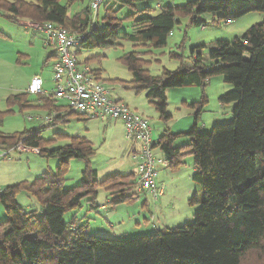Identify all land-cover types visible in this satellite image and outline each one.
Masks as SVG:
<instances>
[{
  "label": "trees",
  "instance_id": "1",
  "mask_svg": "<svg viewBox=\"0 0 264 264\" xmlns=\"http://www.w3.org/2000/svg\"><path fill=\"white\" fill-rule=\"evenodd\" d=\"M143 1L147 0H103L93 9L94 0H0V12L11 22L22 20L26 24L41 25L51 22L74 31L79 36V44L74 49L78 67L88 66L96 80L104 85L101 70L89 66L90 58L80 60V51L97 46L115 47L130 41L133 50L122 58L133 76L128 85L137 93L146 91L149 102L166 122L172 118L167 111V89L204 86L214 75H222L225 82L233 85L220 96L223 104L234 103L230 122L214 125L210 132L199 130V115L208 102L204 95L199 102L188 104L196 108L192 129L180 133L166 129L153 143L175 167L180 165L186 152L193 155V180L202 187L201 195L193 197L201 203L194 222L160 229L150 235L115 239L93 235L86 226L64 221V213L78 207L85 196L97 195L99 184L116 195L114 203L132 200L134 196L120 192L126 186L121 179L136 180V173L116 174L98 182V171L91 166L95 148L87 138L61 134L58 137H67L70 142L49 148L52 139L42 136L43 127L12 134L2 130L5 116L13 112L14 106L22 111L34 107L48 111V125L68 122L75 115L89 117L73 110L65 99L55 97L54 89L48 92L41 77L45 92L34 94L38 96L37 104L28 99L31 94L28 88L7 97L10 108L0 109V147L7 151L19 145L37 149L42 157H58L59 164L54 171L31 182H18L0 190V202L7 212V218L0 221V264H243L254 251H259L263 258L264 20L232 41L217 40L208 52L209 60L197 52L198 46L193 47V66L175 72L165 70L162 76L149 73L147 67L152 60L146 56L150 48L167 45L169 35L180 23V16H191L193 23L200 26L207 22L201 16L216 12L219 16L213 21L228 22L251 11L264 12V0H192L181 6H165L156 15L138 17L148 9L137 8L136 4ZM76 2L84 6L70 13ZM102 4L104 10L100 16ZM114 5L119 7L115 9ZM124 6L134 10L122 13ZM129 17L134 19L128 20ZM129 23L133 25V32L123 33L120 28ZM34 30L43 34L45 45L53 48L51 56L56 55L55 88L54 74L60 53L47 42L44 32ZM0 34L4 35L1 31ZM140 48L147 50L140 51ZM173 56L179 57V54ZM58 100L66 101V106L58 105ZM182 137L189 138V142L176 146L175 142ZM74 158L86 162L82 183L65 188L69 163ZM22 191L38 200L41 212L19 205L16 197Z\"/></svg>",
  "mask_w": 264,
  "mask_h": 264
},
{
  "label": "rangeland",
  "instance_id": "2",
  "mask_svg": "<svg viewBox=\"0 0 264 264\" xmlns=\"http://www.w3.org/2000/svg\"><path fill=\"white\" fill-rule=\"evenodd\" d=\"M107 0H104V2ZM192 0H147L138 2L137 8H148L137 16L156 15L168 5L181 6ZM112 4V3H111ZM84 5L74 3L70 13L78 12ZM119 5H114L118 8ZM103 4L100 16L103 14ZM134 10L131 6H124L122 13ZM112 14L114 9L112 8ZM219 13H206L201 18L206 20L205 25H196L191 16L179 17L180 23L168 37L167 45L160 48H150L147 59L149 73L162 76L165 70L178 71L193 66L194 58L191 49L197 47L204 59H208V52L217 40L232 41L241 36L250 26L264 20V12L251 11L237 19L228 22H217ZM134 19L129 17L128 20ZM19 22H11L5 14L0 12V109L8 110L7 97L23 92L26 81L35 75L41 76L45 82L50 81L48 92L54 89L53 65L45 64L53 48L44 44V36ZM29 27V28H27ZM123 33L133 32V25L129 23L120 28ZM206 45V46H202ZM46 49L49 51L46 53ZM133 50L130 41L118 43L115 47H93L80 51V60L88 61L92 69H100L102 81L111 90L114 98L121 99L129 108L137 110L150 122L153 139L157 140L164 134V128L169 127L172 133L193 127L196 108L188 106L192 102H199L204 95L208 102L199 115L198 128L201 132H210L214 125L230 122L233 119L234 103L223 104L220 96L229 91L233 85L225 82L222 75H214L205 82L204 86L184 85L167 89V111L172 114L170 121L161 119L155 105L146 97V91L137 93L128 85L133 78L132 73L122 61L125 54ZM147 50L146 48L139 49ZM174 53L179 57L173 56ZM56 57L51 56L54 61ZM210 61H208L209 63ZM22 86V87H21ZM45 85V89H46ZM28 99L38 103V96L30 94ZM58 105L66 106L67 102L58 100ZM61 103V104H60ZM13 112L7 113L2 124L5 133H19L26 130L43 127L41 134L45 139H52L49 148H57L70 142L67 137H58L61 134L74 137H85L93 143L95 155L91 158V166L98 171V182L116 174L128 175L137 170L132 158L131 148H138L139 143L130 141L125 136L123 123L108 118L102 120L94 117L75 115L68 122L48 125V111L33 108L22 111L18 106L12 107ZM189 125V126H187ZM189 138H179L175 145L187 144ZM131 147V148H130ZM155 154L163 155L157 147ZM165 166L159 170V180L165 186V193L155 198L149 197V204L145 203L149 191L139 190L135 178L121 179L125 187L120 192L134 196L132 200L114 203L116 195L111 194L106 187L99 184L97 195H87L81 204L69 209L63 215L66 222H74L77 226H86L93 235L122 239L133 238L157 233L169 227H177L193 223L195 213L201 208V203L193 197L201 195L202 187L193 180L195 172L194 157L186 152L177 167L171 165L165 158ZM59 164L58 157H42L38 150L23 145L12 147L10 151L0 147V190L6 186L22 181L31 182L44 173L54 171ZM86 162L74 158L69 163V170L64 180V187L71 188L82 183L83 171ZM152 194V193H151ZM154 195V194H153ZM17 202L26 210L41 212L38 200L27 192L18 193ZM7 218V212L0 202V221ZM175 225V226H174ZM264 251V243L263 249ZM259 251L251 252L243 264H264Z\"/></svg>",
  "mask_w": 264,
  "mask_h": 264
},
{
  "label": "built area",
  "instance_id": "3",
  "mask_svg": "<svg viewBox=\"0 0 264 264\" xmlns=\"http://www.w3.org/2000/svg\"><path fill=\"white\" fill-rule=\"evenodd\" d=\"M102 1L94 0L93 9H97ZM28 25L44 32L47 42L56 46L60 53V61L54 74V96L65 99L73 110L86 113L89 117L120 120L124 124L126 138L139 142V148L132 152V158L137 165L139 190L151 191L155 198L162 196L165 186L158 184L159 166L166 161L164 157L155 154L149 120L123 101L113 98L110 90L96 80L88 66L78 67L74 49L79 44V36L74 31L51 22ZM28 92H45L41 76L35 75L31 78Z\"/></svg>",
  "mask_w": 264,
  "mask_h": 264
},
{
  "label": "crops",
  "instance_id": "4",
  "mask_svg": "<svg viewBox=\"0 0 264 264\" xmlns=\"http://www.w3.org/2000/svg\"><path fill=\"white\" fill-rule=\"evenodd\" d=\"M26 23H28V22H23L22 24L23 25H25V26H28V25H26ZM27 28H29V27H27ZM4 34V33H3ZM1 35V34H0ZM2 36H4V35H2ZM44 51L46 52V53H48L49 51H47L46 49H44ZM51 54H52V52H50V56H51ZM54 57H56V55H54ZM55 60L56 59H54V61H52V60H50V57H48L46 60H45V64H47V63H52V65L54 64V62H55ZM44 80V79H43ZM29 82L30 81H26V84H25V87H24V91H27V88H28V85H29ZM44 84L47 86L46 87V90H48L47 88H50V86H51V82L50 81H46L45 82V80H44ZM22 87V86H21ZM23 91V92H24ZM115 99H117V100H121V99H118V98H115ZM122 101V100H121ZM35 108V107H34ZM37 108V107H36ZM31 109H33V108H31ZM31 109H29V110H31ZM37 109H39V110H41L40 108H37ZM28 110V111H29ZM147 118V117H146ZM112 119V118H111ZM116 120V119H115ZM118 121H120V120H118ZM194 125H195V120H194V122H193V127H194ZM187 126H189V125H187ZM123 127H124V125H123ZM192 127V128H193ZM191 127H189V129H182L181 131H178L177 133H180V132H186V131H189L190 129H192ZM166 129H169L170 131H171V129L169 128V127H167ZM165 128H164V130H166ZM124 131H125V128H124ZM172 132V131H171ZM159 138H160V136H159ZM158 138V139H159ZM157 139V140H158ZM154 141H155V139H154ZM176 146H178V145H176ZM131 148V147H130ZM139 148V147H138ZM137 148V149H138ZM133 149H136V147H134ZM35 150V149H34ZM37 150V149H36ZM164 155V154H163ZM160 157H162V156H160ZM165 166H159V170H161V169H163ZM137 170H135L134 172L136 173V181L138 182V180H137V172H136ZM161 181L159 180V175H158V184H159V186H164V184L163 183H160ZM166 191L164 190V193H165ZM152 192L151 191H149L148 192V194L146 195V199H145V203L146 204H149V197H152V196H154L153 195V193L151 194ZM164 195V194H163ZM155 197V196H154ZM175 226V225H174ZM169 228H173V227H169Z\"/></svg>",
  "mask_w": 264,
  "mask_h": 264
}]
</instances>
